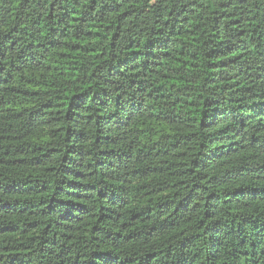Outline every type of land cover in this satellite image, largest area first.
Wrapping results in <instances>:
<instances>
[{
	"label": "trees",
	"instance_id": "16d2710c",
	"mask_svg": "<svg viewBox=\"0 0 264 264\" xmlns=\"http://www.w3.org/2000/svg\"><path fill=\"white\" fill-rule=\"evenodd\" d=\"M0 264H264V0H0Z\"/></svg>",
	"mask_w": 264,
	"mask_h": 264
}]
</instances>
